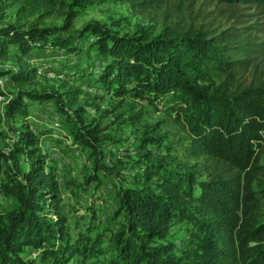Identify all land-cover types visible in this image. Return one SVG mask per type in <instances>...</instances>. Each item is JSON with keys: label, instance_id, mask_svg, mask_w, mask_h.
Masks as SVG:
<instances>
[{"label": "trees", "instance_id": "16d2710c", "mask_svg": "<svg viewBox=\"0 0 264 264\" xmlns=\"http://www.w3.org/2000/svg\"><path fill=\"white\" fill-rule=\"evenodd\" d=\"M164 1L0 0V12L11 8L17 17L0 25V79L11 82L0 86L8 101L0 139L11 132L0 150V195L14 201L0 211V264H264V0H176L189 10L188 30L137 25L121 34L91 21L68 34L94 3L152 8ZM62 5V27L20 23L51 18ZM37 50L81 58L66 60L73 71L60 74L59 86L39 87L28 61ZM85 87L102 94L90 98ZM105 96L111 112L99 102ZM131 98L170 116L144 123L136 156L106 123ZM48 105L58 121L39 131L30 113ZM45 137L64 144L59 153L84 152L91 169L65 180L57 147ZM105 188L117 228L96 223ZM81 189H93L91 224L76 237L64 193L78 198ZM181 226L178 244L170 237Z\"/></svg>", "mask_w": 264, "mask_h": 264}, {"label": "rangeland", "instance_id": "374dc122", "mask_svg": "<svg viewBox=\"0 0 264 264\" xmlns=\"http://www.w3.org/2000/svg\"><path fill=\"white\" fill-rule=\"evenodd\" d=\"M65 8L64 6H59L57 10H55V14L51 18H44L42 14L35 15L33 17L22 20L20 23L24 25V27H28L32 23H38L41 27H62L66 24L65 17ZM16 11L14 9H7L4 13L0 12V25L3 24H14L16 23ZM91 21H98L102 24H105L111 27L114 31H117L121 34H133L137 25H143L148 27L150 30L160 31L165 27L171 28H185L188 30L191 24V17L189 10L186 9L185 4H179V1L176 0H166L157 4L152 8H142L137 6H132L130 4H122V3H94L86 8L82 15L76 18L71 27L68 34H73L75 31L82 29L86 24ZM81 57L76 56H68L64 52L58 51H34L33 54L29 56L28 61L30 62V68L35 67L38 70L40 69V75H37V81L39 87L48 86L49 84H55L59 86L62 82L60 80V74L66 72L73 71L69 68L64 67V63L66 60L71 59L72 61H78ZM83 60H86V57L83 55ZM13 62L12 59L8 61L2 62L4 65H9ZM73 63V62H72ZM97 63V67L99 66ZM1 67V61H0ZM84 67V64L81 65ZM68 76H71L72 73H68ZM71 77L78 78L76 75H72ZM89 80H93L95 78L89 76ZM70 78V77H68ZM6 79L3 82H0L1 88H7L10 86L11 82L9 78L6 76L1 77L0 80ZM72 80H66L64 83H69L71 86L74 84L70 82ZM79 82V81H78ZM80 83V82H79ZM79 86V85H78ZM89 95L90 98L94 96H100L102 93L96 90H89L86 87L84 88ZM5 100V101H4ZM93 102V100H90ZM5 102L8 101L0 96V132L7 131V121L5 120L4 113V105ZM101 103L102 109L107 112H111L110 106L113 104L111 102V98L105 96L104 100L99 101ZM128 102H135L131 107L120 108L116 113H112L106 119V123L109 124V134L114 138H119L122 140H128L127 146L131 149L132 156H136V145H135V136L141 132L144 123L155 122L158 120H167L170 119L164 110L155 108L154 105L150 104L146 100H138L135 101L134 98L128 100ZM30 121L31 124L41 131L43 127L50 121L57 122L58 118L55 115L53 110V105H48V107H37L34 111L30 113ZM168 126L174 125L171 123L167 124ZM56 127V124H55ZM57 131H54L52 134L55 135V138L58 137ZM9 135L7 138L0 139V150L4 148L5 144L9 141V136L11 132H8ZM186 136V134H183ZM48 146L55 145L53 148L54 155L53 157H58V154L64 164V168L61 169L65 174L64 179L69 180L71 177H83L85 174V170L91 169L92 161H90L84 152H78L77 155H73L72 152L68 150H61V147H65L64 144L56 145L51 137H45L42 139ZM70 141V140H69ZM61 146V147H60ZM76 147V146H75ZM52 148V146H51ZM51 150V149H50ZM118 154V157L122 156V153L114 152ZM59 158V159H60ZM60 169V168H59ZM63 178V177H62ZM61 178V179H62ZM63 182V179L60 180ZM65 182V181H64ZM259 190V188H256ZM92 192L93 189H90L88 192L81 191L79 192V197H72V193L69 191L68 193H64V205H65V214L69 217L70 230L72 236H78L86 232L88 225L91 224V216L88 214L86 208H88L92 201ZM102 198L104 201L99 204L97 208L96 215V223H98L101 227L107 226L109 224L112 225L113 228H117L116 224L113 223V214L116 208V204L114 203V199L111 195V192L105 188L101 192ZM14 206V201L11 199H5L0 195V211L3 209H10ZM87 215V218H81V216ZM175 235L170 237V240L177 242L180 244V240L184 234L183 226L177 228L174 231ZM103 248L107 249V256H111V250L108 249V244L104 243ZM76 264V263H69Z\"/></svg>", "mask_w": 264, "mask_h": 264}, {"label": "bare ground", "instance_id": "6f19581e", "mask_svg": "<svg viewBox=\"0 0 264 264\" xmlns=\"http://www.w3.org/2000/svg\"><path fill=\"white\" fill-rule=\"evenodd\" d=\"M40 74H42V73H41V71H40V69H39V70H38V75H40Z\"/></svg>", "mask_w": 264, "mask_h": 264}, {"label": "built area", "instance_id": "2783aa9c", "mask_svg": "<svg viewBox=\"0 0 264 264\" xmlns=\"http://www.w3.org/2000/svg\"><path fill=\"white\" fill-rule=\"evenodd\" d=\"M6 79H2V80H0V82H3V81H5Z\"/></svg>", "mask_w": 264, "mask_h": 264}]
</instances>
